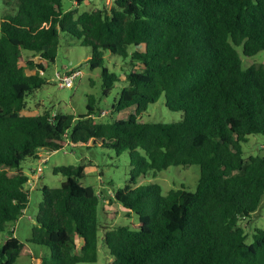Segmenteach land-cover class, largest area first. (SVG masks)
Here are the masks:
<instances>
[{"label":"trees","instance_id":"16d2710c","mask_svg":"<svg viewBox=\"0 0 264 264\" xmlns=\"http://www.w3.org/2000/svg\"><path fill=\"white\" fill-rule=\"evenodd\" d=\"M3 1L0 232L29 203L23 160L67 142L96 145L129 152L131 177L115 199L139 222L135 228L101 222L102 195L81 184L84 167H57L67 178L59 187L42 186L27 240L50 250L38 264L96 262L101 229L109 264H264V228L248 242L241 224L264 199V155L245 157L243 147L250 135L264 134V62L244 63L264 51V0H113L83 12L65 10L62 0ZM64 32L91 48V68L103 69L104 96L126 81L111 112L127 116L102 121L94 95L78 116L25 113L27 98L48 82L44 74ZM24 51L30 57L22 60ZM105 51L131 58L124 78L105 66ZM163 94L183 118L140 120ZM192 164L201 171L195 191L133 186L149 171ZM102 210L107 220L118 215ZM26 244L9 235L0 244V264H15Z\"/></svg>","mask_w":264,"mask_h":264},{"label":"rangeland","instance_id":"374dc122","mask_svg":"<svg viewBox=\"0 0 264 264\" xmlns=\"http://www.w3.org/2000/svg\"><path fill=\"white\" fill-rule=\"evenodd\" d=\"M113 0H62V6L65 10L78 8L79 12L91 11L102 8L105 5L110 7ZM8 7L3 0H0V22L1 15ZM1 35V28H0ZM24 55L22 60L30 57ZM91 48L81 45L79 39L68 34L62 33L58 54L54 63H51L45 71L48 82L39 90H36L27 99L25 113L38 114L45 110L51 112H67L76 116L86 113L88 97L94 95L97 99L98 107L103 111L100 119L109 121L112 117H125L127 112H111L112 105L118 97L121 89L127 83L123 79L118 87L112 89L108 96L103 95V76L101 67L92 69L89 63ZM27 56V57H26ZM105 66L111 71L116 72L119 77L124 78L126 72L132 68L131 58L122 57L105 51ZM264 62V51L254 56L244 57L245 64ZM137 64V63H136ZM140 68V64L136 65ZM79 71L80 74L74 79L73 87H61L56 78L57 73L64 74L67 70ZM183 118L182 111H173L166 106V97L163 94L158 101L150 104L148 108L139 116L140 120L147 122H176ZM244 156L264 155V134H255L249 136V142L243 144ZM63 165H82L84 167V177L80 182L84 186H92L102 195L103 204L101 203L99 217L101 222L110 226L127 225L135 228L139 218L135 213L131 216L126 215V210L116 201L115 194L119 189H124L131 177V158L128 151L117 154L114 150L105 149L96 145H75L67 142L63 148L57 151L47 149L40 150L38 158L28 157L21 163L22 171L29 177L24 185L30 192L29 203L22 216L9 224V226L0 232V244L14 232V235L27 243L21 252L15 264H38L37 257L47 255L50 250L41 245L28 243L31 237V229L36 222L39 204L42 201L41 188L44 185L49 187H59L67 176L61 171H55L57 167ZM201 175L200 166L192 165H172L167 169L153 175L152 171L141 175L137 184L148 185L157 183L162 187L164 194L173 189H184L195 191ZM105 211L118 213L112 219L107 220L103 213ZM241 224L249 234L248 242L253 241V233L256 228H264V199L250 219H243ZM81 241V239H79ZM112 257L104 241V230L99 231V249L98 260L94 263L87 264H109Z\"/></svg>","mask_w":264,"mask_h":264},{"label":"built area","instance_id":"2783aa9c","mask_svg":"<svg viewBox=\"0 0 264 264\" xmlns=\"http://www.w3.org/2000/svg\"><path fill=\"white\" fill-rule=\"evenodd\" d=\"M80 74L79 71L73 69L67 70L64 74L57 73V79L61 87H73L74 79Z\"/></svg>","mask_w":264,"mask_h":264}]
</instances>
